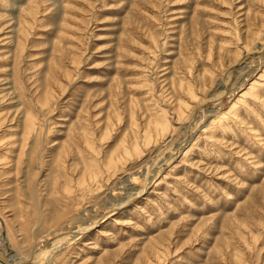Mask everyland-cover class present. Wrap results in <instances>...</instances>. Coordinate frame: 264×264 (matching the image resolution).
Listing matches in <instances>:
<instances>
[{
	"label": "rangeland",
	"instance_id": "rangeland-1",
	"mask_svg": "<svg viewBox=\"0 0 264 264\" xmlns=\"http://www.w3.org/2000/svg\"><path fill=\"white\" fill-rule=\"evenodd\" d=\"M0 238L264 264V0H0Z\"/></svg>",
	"mask_w": 264,
	"mask_h": 264
},
{
	"label": "bare ground",
	"instance_id": "bare-ground-1",
	"mask_svg": "<svg viewBox=\"0 0 264 264\" xmlns=\"http://www.w3.org/2000/svg\"><path fill=\"white\" fill-rule=\"evenodd\" d=\"M173 158V157H172ZM143 192V191H142ZM145 192V191H144ZM93 225H95V223L94 224H92L90 227H88V229H91L92 227H94ZM87 229V228H86ZM0 241H2L1 240V238H0ZM60 246V245H59ZM42 252V251H41ZM44 252V251H43ZM41 254V253H40ZM0 255L2 256V257H4L1 253H0ZM42 255V256H41ZM41 255H39V256H41V257H39V256H37V257H35V261L37 262H41V260L43 261V258L45 259L46 258V256L48 257V255H49V253L48 252H45V253H42ZM13 257L11 256L10 258H8V261H9V263L10 264H23L24 262L23 261H14V260H16L17 258H15V259H13V260H11ZM34 261V260H33ZM37 264H39V263H37Z\"/></svg>",
	"mask_w": 264,
	"mask_h": 264
},
{
	"label": "water",
	"instance_id": "water-1",
	"mask_svg": "<svg viewBox=\"0 0 264 264\" xmlns=\"http://www.w3.org/2000/svg\"><path fill=\"white\" fill-rule=\"evenodd\" d=\"M0 264H10L8 260L0 255Z\"/></svg>",
	"mask_w": 264,
	"mask_h": 264
}]
</instances>
